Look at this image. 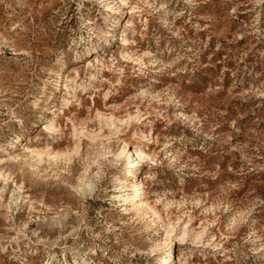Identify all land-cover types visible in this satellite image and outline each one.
<instances>
[{"label":"rangeland","instance_id":"obj_1","mask_svg":"<svg viewBox=\"0 0 264 264\" xmlns=\"http://www.w3.org/2000/svg\"><path fill=\"white\" fill-rule=\"evenodd\" d=\"M0 264H264V0H0Z\"/></svg>","mask_w":264,"mask_h":264},{"label":"bare ground","instance_id":"obj_2","mask_svg":"<svg viewBox=\"0 0 264 264\" xmlns=\"http://www.w3.org/2000/svg\"><path fill=\"white\" fill-rule=\"evenodd\" d=\"M127 151V144L125 143L124 144V146H123V148H122V150H121V152L119 153V155H118V157H121V156H124V154H125V152ZM130 155V154H129ZM134 155H136L137 157H136V159L135 160H129V162L131 163V166H134V165H136V164H138L139 162H140V160H142V159H144V157H146V155H145V153L141 150V149H136L135 151H134ZM130 156H132V155H130ZM129 157V156H128ZM127 157V158H128ZM127 160V161H128ZM128 164V163H127ZM137 166V165H136ZM128 172V171H127ZM127 183V182H126ZM127 185L126 184H123L122 185V188H123V194H121L120 196H119V198H121L122 199V201H124L125 203H130V204H132L134 207H136V208H138L139 207V203L138 204H136V200H137V198H139V196L142 194V192H144L143 191V189H144V186H143V184L141 183V182H138V183H136L135 185H134V191H133V193H131V194H129V192H127L126 190L129 188V187H126ZM129 191V190H128ZM133 197V198H132ZM141 197V196H140ZM140 199V198H139ZM140 207H141V205H140ZM139 207V208H140Z\"/></svg>","mask_w":264,"mask_h":264}]
</instances>
